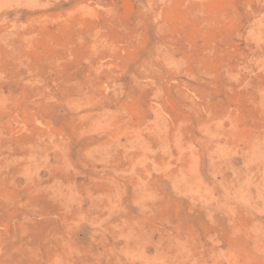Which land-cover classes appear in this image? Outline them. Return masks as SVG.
I'll return each mask as SVG.
<instances>
[{"label":"rangeland","instance_id":"obj_1","mask_svg":"<svg viewBox=\"0 0 264 264\" xmlns=\"http://www.w3.org/2000/svg\"><path fill=\"white\" fill-rule=\"evenodd\" d=\"M0 264H264V0H0Z\"/></svg>","mask_w":264,"mask_h":264}]
</instances>
